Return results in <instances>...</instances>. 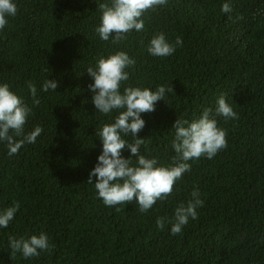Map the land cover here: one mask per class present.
<instances>
[{
    "label": "trees",
    "instance_id": "16d2710c",
    "mask_svg": "<svg viewBox=\"0 0 264 264\" xmlns=\"http://www.w3.org/2000/svg\"><path fill=\"white\" fill-rule=\"evenodd\" d=\"M17 14L0 30V84L31 108L25 133H42L9 156L0 141V210L19 202L7 228L0 227V264H264V0H167L144 13V29L113 44L95 32L98 5L109 0H13ZM224 3L232 11L224 13ZM182 45L167 57L150 55L157 33ZM115 33H113L114 35ZM126 52L135 65L126 69L124 87L174 92L142 113L141 154L169 165L177 118L189 121L210 109L226 130L227 147L212 159L189 161L191 170L171 195L146 212L131 203L107 206L89 172L102 152L97 132L118 114H102L92 103L86 71L101 56ZM46 79L56 91L42 90ZM28 81L37 88L33 105ZM223 96L238 119L215 113ZM132 142L131 134L123 136ZM121 155L131 157L125 148ZM135 161V157H131ZM95 183V177H93ZM198 189L204 201L196 219L181 233L163 230L157 217L171 221L181 202ZM44 233L50 250L11 258L9 237Z\"/></svg>",
    "mask_w": 264,
    "mask_h": 264
},
{
    "label": "clouds",
    "instance_id": "9594fccd",
    "mask_svg": "<svg viewBox=\"0 0 264 264\" xmlns=\"http://www.w3.org/2000/svg\"><path fill=\"white\" fill-rule=\"evenodd\" d=\"M167 0H109L98 5L101 11L99 25L95 32L103 41L113 44L127 39V33L135 30L143 31L144 13L156 10L158 6L165 5ZM221 11H232L229 3H224ZM17 14V6L13 0H0V30L8 23L6 17ZM113 33H115L113 35ZM182 45L181 37L174 43L167 40L164 33L155 34L148 46L150 55L167 57L174 53L176 46ZM135 65V60L124 51H116L107 58L101 56L96 61L95 68L89 67L86 71L93 78L94 83L89 85L93 93L92 103L95 109L102 114H111L116 111L114 122L105 123L97 132L102 142V152L97 158V163L89 172L87 182L94 184L98 197L107 206H114L133 202L134 198L139 205L140 212H146L158 200H165L173 191V185L182 178L183 174L191 170L189 161L201 157L212 159L216 154L227 147L226 130L218 127V122L210 118V109H205L199 118L189 121L177 118L172 128L175 130L172 148L175 155L167 166L158 165L156 158H148L141 154L140 148L144 144L143 138H138V133L144 128L145 121L142 113L155 111V104L165 100L166 94L174 92L172 84L157 85L155 90L150 88L127 86L121 91L122 82L129 79L126 71ZM27 87L33 97V105L39 106L36 85L28 81ZM42 90L56 91L58 81L46 79ZM215 113L222 116L224 121L238 119V114L232 106L221 96L216 101ZM31 108L14 92L10 91L7 83L0 84V141H5L8 155L18 153L25 143H35L42 133L40 126L25 133L27 117ZM131 134L132 142L123 136ZM125 148L130 150L131 157L124 158L121 153ZM95 177V183H93ZM204 201L200 199L199 190L191 193V199L186 203L181 202L174 210L171 221L167 217H157L156 225L163 230L165 223H171V234L181 233L189 219L197 218V209L202 207ZM20 207L19 202L0 210V227L7 228L14 219ZM12 249L11 258L17 252L23 257L38 256L40 251L50 250L48 237L44 233L31 235L28 238L9 237Z\"/></svg>",
    "mask_w": 264,
    "mask_h": 264
}]
</instances>
